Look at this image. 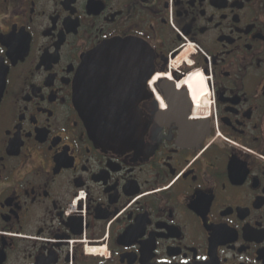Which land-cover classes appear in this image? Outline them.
I'll return each instance as SVG.
<instances>
[{"label":"flooded vegetation","instance_id":"af4514ba","mask_svg":"<svg viewBox=\"0 0 264 264\" xmlns=\"http://www.w3.org/2000/svg\"><path fill=\"white\" fill-rule=\"evenodd\" d=\"M92 96L140 147L94 143ZM207 263L264 264V0H0V264Z\"/></svg>","mask_w":264,"mask_h":264},{"label":"water","instance_id":"95a60500","mask_svg":"<svg viewBox=\"0 0 264 264\" xmlns=\"http://www.w3.org/2000/svg\"><path fill=\"white\" fill-rule=\"evenodd\" d=\"M117 47L115 44L106 45L84 58L76 79L79 95L86 88L97 90L101 87L100 75L112 71L106 69L107 58L119 54L114 52ZM137 55V63L148 62V55ZM135 107L130 103L102 101L99 96H92L88 101L79 98L78 103V111L84 117L90 138L95 144L111 150L140 147L147 127Z\"/></svg>","mask_w":264,"mask_h":264},{"label":"bare ground","instance_id":"6f19581e","mask_svg":"<svg viewBox=\"0 0 264 264\" xmlns=\"http://www.w3.org/2000/svg\"><path fill=\"white\" fill-rule=\"evenodd\" d=\"M189 87H190V90H194L196 88H198V93L197 96H195V99L197 98V100H195V102L197 101L198 102V96L199 95H202L204 92H205V82H204V79L201 75H197L195 76L194 78L191 79V82H189ZM203 97V96H201Z\"/></svg>","mask_w":264,"mask_h":264}]
</instances>
